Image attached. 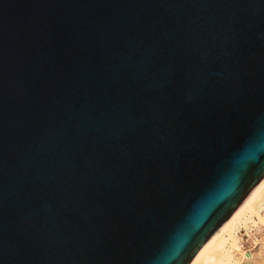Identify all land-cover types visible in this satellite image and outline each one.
Returning <instances> with one entry per match:
<instances>
[{"label":"water","instance_id":"obj_1","mask_svg":"<svg viewBox=\"0 0 264 264\" xmlns=\"http://www.w3.org/2000/svg\"><path fill=\"white\" fill-rule=\"evenodd\" d=\"M264 178V0H0V264H189Z\"/></svg>","mask_w":264,"mask_h":264},{"label":"bare ground","instance_id":"obj_2","mask_svg":"<svg viewBox=\"0 0 264 264\" xmlns=\"http://www.w3.org/2000/svg\"><path fill=\"white\" fill-rule=\"evenodd\" d=\"M264 178L251 192L231 218L198 250L189 264H243L246 261H259L264 264V255L253 252L242 253L238 231L247 221L263 217ZM241 252L244 259L240 262L237 255ZM241 256V255H240Z\"/></svg>","mask_w":264,"mask_h":264},{"label":"rangeland","instance_id":"obj_3","mask_svg":"<svg viewBox=\"0 0 264 264\" xmlns=\"http://www.w3.org/2000/svg\"><path fill=\"white\" fill-rule=\"evenodd\" d=\"M264 215V212L262 211ZM238 235L240 237L241 251L253 252L256 255H264V216L258 218H252L251 220L244 223L239 231ZM241 252L237 255L241 258L240 262L244 259ZM241 255V256H240ZM243 264V261L242 263ZM244 264H260L259 261H246Z\"/></svg>","mask_w":264,"mask_h":264}]
</instances>
